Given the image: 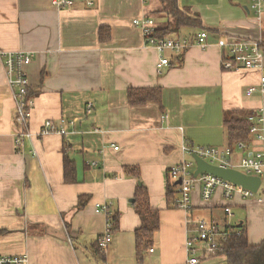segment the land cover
<instances>
[{"label": "crops", "instance_id": "crops-1", "mask_svg": "<svg viewBox=\"0 0 264 264\" xmlns=\"http://www.w3.org/2000/svg\"><path fill=\"white\" fill-rule=\"evenodd\" d=\"M178 4L187 14L199 16L203 26L165 37L192 44L165 51L172 64L160 72V52L133 23L148 16L155 28L166 27L169 19L160 0H77L62 9L52 0H0V49L33 54L25 67L33 103L31 131L39 133L47 120L67 121L64 134L37 135L18 145L13 89L0 58V254L26 253L29 264H187L190 220L224 219L228 202L221 189L203 200L197 184L190 213L168 207L166 187L168 180H175L171 169L190 159L183 145L230 146L234 164L245 153L227 139L225 114H264V93L258 87L264 70L224 69L228 48L217 40L251 36L261 40L264 51V14L257 18L251 0ZM101 27L110 28V41L100 40ZM202 30L208 32L205 47L196 43ZM254 85L257 90L248 95ZM139 87H160L163 108L155 102L130 105L128 90ZM246 142L249 150L264 151V141L254 135ZM66 155L76 166L72 183L64 178ZM134 165L139 177L124 170ZM262 180L261 187L264 174ZM139 184L160 211L154 250L147 251L141 263L135 234L141 219L132 201ZM80 196L88 200L77 209ZM230 203L235 211L242 210L232 223H246L249 242L260 244L261 188L249 197L237 193ZM106 204L119 212V229L100 260L95 246L107 228L108 216L100 208ZM263 257V249L255 250L251 264H264ZM224 259L218 253L199 264H226Z\"/></svg>", "mask_w": 264, "mask_h": 264}, {"label": "built area", "instance_id": "built-area-1", "mask_svg": "<svg viewBox=\"0 0 264 264\" xmlns=\"http://www.w3.org/2000/svg\"><path fill=\"white\" fill-rule=\"evenodd\" d=\"M77 0H52L54 7L58 9L68 8L75 5ZM92 5L93 2H89ZM251 7L257 16L261 18L264 14V0H251ZM133 23L142 27L145 39L148 44L154 46L160 52L158 62V71L161 72L165 66L172 64L171 59L164 55L167 50L181 51L189 47L192 43L189 39L181 41L169 38H155V21L148 17L133 20ZM196 43L200 46H207L208 32L202 30L196 38ZM221 48H228L226 58H224L223 67L230 71H263L264 70V51L261 40L248 36H230L219 37L217 40ZM32 53L24 51H3L0 49V58L3 59L5 72L10 86L13 89V98L15 101L16 121L20 126V132L17 137L18 145L23 144L25 138H34L48 135L50 133H66L67 121L62 119L59 124L53 120H47L39 133L34 134L30 129V120L32 117V100L29 97L31 86L25 67L32 62ZM259 90L264 93V74L261 75ZM257 86L249 87L248 95L253 94ZM90 109V107H88ZM252 122L251 134L260 141H264V114L257 111L249 115ZM236 145L245 151L238 163L232 162L233 148H218L215 146H205L190 148L183 145V149L189 153L190 159L183 160L171 169L175 180H181L176 197V206L191 213L192 192L197 184H201V197L203 200H209L213 197L217 189L222 190L223 199L228 202L224 206V219L217 218L190 220L186 248L188 252L187 264H199L202 259L219 253L223 250V240L230 238L233 234H241L243 230L240 227H234L232 219L234 217L233 208L230 205L237 193L243 197L253 196L251 190L224 180L209 173L194 176L196 169L193 153L198 154L208 162L224 167H234L245 173L263 176L264 174V151H251L246 141L237 142ZM118 149V146H114ZM108 216L107 228L99 239V247L106 250L113 240L114 220L113 212L108 204L100 207ZM153 252V248H150ZM217 252V253H216ZM0 264H29V256L22 254H0Z\"/></svg>", "mask_w": 264, "mask_h": 264}, {"label": "trees", "instance_id": "trees-1", "mask_svg": "<svg viewBox=\"0 0 264 264\" xmlns=\"http://www.w3.org/2000/svg\"><path fill=\"white\" fill-rule=\"evenodd\" d=\"M162 3V12L168 15L169 22L164 28H156L154 37L165 38L170 32H176L183 28H202V21L199 16H191L179 8L178 0H160ZM100 40L108 42L111 40L109 27H101L99 31ZM226 58V56H225ZM128 102L132 106L145 105L148 102H155L161 108V88L160 87H139L128 90ZM254 110L227 112L225 114L224 124L226 126V136L229 142L237 143L247 141L251 136L252 122L249 119L250 114L256 113ZM235 112V113H234ZM64 178L67 183L76 181V166L68 155L64 158ZM126 174L139 177L138 166H125ZM179 184L177 180H168L166 187V200L168 207L176 206L175 200L178 195ZM261 193H264V185L261 187ZM134 209L141 219L140 226L136 229V256L141 263L147 251L153 248L154 238L160 228V211L154 209L150 204V197L146 187L139 184L135 193ZM88 197H79L77 209L83 208L87 203ZM119 212H113L114 220L113 233L119 229ZM234 227H240L241 234H233L230 238L223 240V250L220 254L225 257L226 264H251L253 252L264 250V240L254 245L249 242L246 223L239 222ZM100 239V238H99ZM96 255L100 260H104V249L99 247V240L96 242ZM264 259V257H263Z\"/></svg>", "mask_w": 264, "mask_h": 264}, {"label": "water", "instance_id": "water-1", "mask_svg": "<svg viewBox=\"0 0 264 264\" xmlns=\"http://www.w3.org/2000/svg\"><path fill=\"white\" fill-rule=\"evenodd\" d=\"M192 157L196 163L194 176L209 173L234 184L240 185L245 189L251 190L253 193L259 192V189L261 188L263 180L259 175L248 174L234 167H224L212 164L196 153H193ZM177 183L180 184L181 180H178ZM132 201L134 202L135 199H132Z\"/></svg>", "mask_w": 264, "mask_h": 264}, {"label": "rangeland", "instance_id": "rangeland-1", "mask_svg": "<svg viewBox=\"0 0 264 264\" xmlns=\"http://www.w3.org/2000/svg\"><path fill=\"white\" fill-rule=\"evenodd\" d=\"M29 83H30V82H29ZM29 96H30V93H29ZM192 193H193V192H192ZM255 194H256V193H255ZM238 210H239V211H235V209H234V207H233V213H234V214L239 215L240 213H242V212H241V211H242L241 209L238 208ZM234 216H235V215H234ZM240 220H243V218H241ZM216 253H217V252H216ZM219 253H220V252H219ZM217 254H218V253H217Z\"/></svg>", "mask_w": 264, "mask_h": 264}]
</instances>
